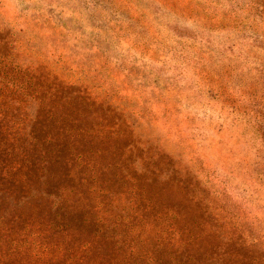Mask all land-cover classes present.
Returning a JSON list of instances; mask_svg holds the SVG:
<instances>
[{"label": "rangeland", "instance_id": "obj_1", "mask_svg": "<svg viewBox=\"0 0 264 264\" xmlns=\"http://www.w3.org/2000/svg\"><path fill=\"white\" fill-rule=\"evenodd\" d=\"M0 264H264V0H0Z\"/></svg>", "mask_w": 264, "mask_h": 264}, {"label": "trees", "instance_id": "obj_2", "mask_svg": "<svg viewBox=\"0 0 264 264\" xmlns=\"http://www.w3.org/2000/svg\"><path fill=\"white\" fill-rule=\"evenodd\" d=\"M1 221V220H0Z\"/></svg>", "mask_w": 264, "mask_h": 264}]
</instances>
